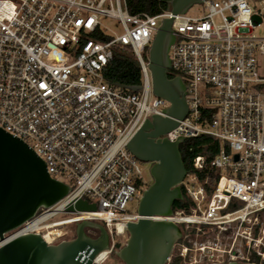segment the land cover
I'll return each instance as SVG.
<instances>
[{"label": "built area", "instance_id": "2783aa9c", "mask_svg": "<svg viewBox=\"0 0 264 264\" xmlns=\"http://www.w3.org/2000/svg\"><path fill=\"white\" fill-rule=\"evenodd\" d=\"M202 4L207 13L190 17L171 10L131 15L125 0H0V127L71 187L18 233L40 234L56 245L66 238L55 229L98 222L110 243L92 264H105L127 224L141 219L129 206L149 183L127 145L148 119L170 118V104L153 94L149 49L162 22L172 18L169 73L186 86L188 112L161 138L173 143L206 135L221 147L211 163L220 173L214 190L208 193L187 174L180 186L193 203L190 211L155 218L174 222L182 233L167 264L252 263L254 254L264 264V225L258 223L264 212V35L256 34L264 29V0ZM125 50L142 72L136 92L105 78L115 53ZM204 162L195 158L194 168L203 170ZM78 200L96 210L66 213Z\"/></svg>", "mask_w": 264, "mask_h": 264}, {"label": "water", "instance_id": "95a60500", "mask_svg": "<svg viewBox=\"0 0 264 264\" xmlns=\"http://www.w3.org/2000/svg\"><path fill=\"white\" fill-rule=\"evenodd\" d=\"M204 1L171 0L170 10L172 15H184ZM172 25V18L162 22L149 49L153 94L170 104L166 110L170 118L148 119L127 145L136 159L151 164L152 182L139 200L137 212L141 219L127 224L128 239L114 253L123 264H167L182 236L174 222L155 220L173 215L175 202L184 199L180 184L188 174L179 149L184 139L172 143L161 138L188 112L182 78L169 76V53L176 40ZM129 89L136 92L140 87ZM70 191L69 185L50 176L47 164L33 149L0 127V264H92L109 248L106 228L93 221L77 223L75 238L56 245L48 244L40 234L18 233L40 210L54 207ZM95 210V204L78 200L66 208V213ZM86 229L97 236L91 237Z\"/></svg>", "mask_w": 264, "mask_h": 264}, {"label": "trees", "instance_id": "16d2710c", "mask_svg": "<svg viewBox=\"0 0 264 264\" xmlns=\"http://www.w3.org/2000/svg\"><path fill=\"white\" fill-rule=\"evenodd\" d=\"M127 10L131 15L149 14L155 16L170 10L171 0H125ZM170 78L174 77L172 74ZM108 83L123 86L125 88L137 87L142 84V72L137 58L130 51H118L114 60L105 74ZM221 143L216 138L202 135L197 138L185 140L179 147L182 160L188 174H195L201 183H205L208 193H211L217 185L220 173L211 166L212 161L219 153ZM204 157V169L198 171L194 168V160ZM184 199L175 202L173 211L188 213L193 203L182 190ZM264 214V212L262 213ZM118 248H121L119 246ZM114 255V254H113ZM252 263L261 264L260 257L256 254L252 257ZM170 264H179L177 259H172Z\"/></svg>", "mask_w": 264, "mask_h": 264}, {"label": "rangeland", "instance_id": "374dc122", "mask_svg": "<svg viewBox=\"0 0 264 264\" xmlns=\"http://www.w3.org/2000/svg\"><path fill=\"white\" fill-rule=\"evenodd\" d=\"M206 13L207 12L205 10L204 5L203 4H199V5L193 6L188 11L187 15L190 16V17H202ZM216 21L219 22L220 20L216 19ZM104 23L107 26H109V27H113L115 25V21H112V20H105ZM120 33H122V29H120ZM256 34L257 35H264V29H260V30L256 31ZM147 59H148V57H147ZM262 63H263V68H264V59L262 60ZM263 72H264V69H263ZM142 166H143V169L145 171L146 184L149 183V185H150L151 182H152V178H151V175H150L151 164L142 163ZM138 204H139V201H137L134 204L130 205L129 206V210L130 211H133L134 209L136 210L138 208ZM65 217L66 216L63 215V216L58 217L57 219L61 220V219L65 218ZM258 223L259 224L261 223V224L264 225V214H262L259 217ZM55 230H58L59 232H62V235H65L66 240L74 239L75 235H76V225L75 224L74 225H70V226H64L62 228H57ZM86 232H87L88 235H92L93 232H95V231L90 230V229H86ZM127 239H128V233L126 232V234L123 237H121V239H119V241H118L119 246L123 247L125 245ZM105 264H123V263L115 255H111L109 257V259L105 262Z\"/></svg>", "mask_w": 264, "mask_h": 264}, {"label": "flooded vegetation", "instance_id": "af4514ba", "mask_svg": "<svg viewBox=\"0 0 264 264\" xmlns=\"http://www.w3.org/2000/svg\"><path fill=\"white\" fill-rule=\"evenodd\" d=\"M91 237H96L97 236V233L96 232H93L92 235H90Z\"/></svg>", "mask_w": 264, "mask_h": 264}]
</instances>
